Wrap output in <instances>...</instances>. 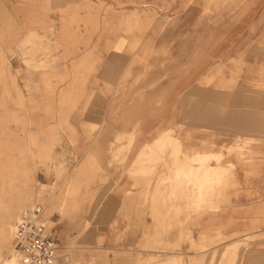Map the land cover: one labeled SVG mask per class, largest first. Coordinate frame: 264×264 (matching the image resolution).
<instances>
[{
	"label": "rangeland",
	"instance_id": "1",
	"mask_svg": "<svg viewBox=\"0 0 264 264\" xmlns=\"http://www.w3.org/2000/svg\"><path fill=\"white\" fill-rule=\"evenodd\" d=\"M135 148L152 251L68 264H264V0H0V264Z\"/></svg>",
	"mask_w": 264,
	"mask_h": 264
},
{
	"label": "crops",
	"instance_id": "2",
	"mask_svg": "<svg viewBox=\"0 0 264 264\" xmlns=\"http://www.w3.org/2000/svg\"><path fill=\"white\" fill-rule=\"evenodd\" d=\"M149 133L150 130L147 129V135L142 139H150ZM139 152V148L133 149L127 154L128 158L122 165L109 164L111 161L109 153L102 152L99 175H86V178H83V185L80 186L82 193L67 201L68 213L63 215L58 207L53 211L51 220L43 214L48 226L49 221L54 223L50 228L53 229L54 237L59 244L57 259L60 264H68V255L71 251L69 247L73 242L80 245L91 244L101 254L102 251L112 249L132 253L152 251L151 248L144 247L149 245L148 236L151 233L148 235L143 231L151 224V218L147 216L142 220L138 216L137 212L141 209L137 201L138 190L134 186L135 179L129 174L135 169V160ZM97 176L109 181L110 185L116 184L112 190L108 184L107 194L101 198L91 196L95 187L93 181ZM12 243L14 246V230ZM183 247L186 248V245ZM78 255L85 260L83 264H89L90 260L86 254ZM112 256L109 255V258Z\"/></svg>",
	"mask_w": 264,
	"mask_h": 264
},
{
	"label": "built area",
	"instance_id": "3",
	"mask_svg": "<svg viewBox=\"0 0 264 264\" xmlns=\"http://www.w3.org/2000/svg\"><path fill=\"white\" fill-rule=\"evenodd\" d=\"M43 214L44 206L35 203L21 213L14 226V251L20 264H60L59 244Z\"/></svg>",
	"mask_w": 264,
	"mask_h": 264
},
{
	"label": "bare ground",
	"instance_id": "4",
	"mask_svg": "<svg viewBox=\"0 0 264 264\" xmlns=\"http://www.w3.org/2000/svg\"><path fill=\"white\" fill-rule=\"evenodd\" d=\"M194 148V147H193ZM195 149V148H194ZM189 150V149H188ZM218 154V153H217ZM220 158V157H219ZM219 158H218V160H219ZM217 159V158H216ZM207 160V159H206ZM201 163H203V162H201ZM204 164V163H203ZM205 166H208V168L210 167L211 169V173H213V174H217V173H219V167H220V162L218 161V163H216V161H215V163H211L210 161L208 162L207 161V165H205ZM13 248H14V246H13ZM10 251V250H9ZM177 254V253H176ZM183 256H184V254H183ZM181 257H182V255H181ZM180 257V258H181ZM183 258V257H182ZM1 264H20V262H19V258H18V255H12V256H10V257H7L6 259H4V261L1 263Z\"/></svg>",
	"mask_w": 264,
	"mask_h": 264
}]
</instances>
